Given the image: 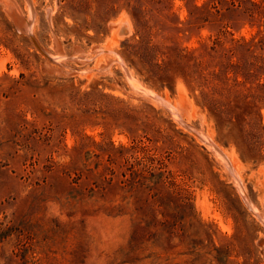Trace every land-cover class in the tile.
I'll list each match as a JSON object with an SVG mask.
<instances>
[{
  "label": "rangeland",
  "instance_id": "obj_1",
  "mask_svg": "<svg viewBox=\"0 0 264 264\" xmlns=\"http://www.w3.org/2000/svg\"><path fill=\"white\" fill-rule=\"evenodd\" d=\"M256 211L264 0H0V264H264Z\"/></svg>",
  "mask_w": 264,
  "mask_h": 264
},
{
  "label": "trees",
  "instance_id": "obj_2",
  "mask_svg": "<svg viewBox=\"0 0 264 264\" xmlns=\"http://www.w3.org/2000/svg\"><path fill=\"white\" fill-rule=\"evenodd\" d=\"M219 3H221V2H219ZM218 42L219 41L215 42V44H213V46L210 47V51H209V54L210 55L209 56L211 57V61L213 60L212 61V65H213V63L215 62V60H216V58L218 56V49H217ZM224 63L225 64H221V62H215L214 63L213 66L214 67H219V70H217V71L214 70L213 72L208 73V75L210 76V78L206 79L207 80V83L204 85L205 86L204 89L208 88L209 91L208 92H203V97L205 98V100L208 103H210L213 112L216 111V105H217L216 104V101L214 100V96H213V94L216 93V89L213 86L214 80L216 78L221 77L222 75H227V73L229 71H231V70L232 71H235L237 74L241 73V71H242V68H241L240 65L232 64L230 62H225V61H224ZM236 83H237L236 85L240 84L238 81ZM247 97H249V96H247V95L242 96V94H238V95H236V99H238L236 101L237 102H240V103H245L242 100L243 99H246ZM237 108L240 109L241 107L240 106H237ZM243 109H244V111H245V109L247 110L248 109V105H244L243 106ZM253 129L255 131H254V133H251L252 135H256L257 132L263 130V128L262 127H259V125L258 126H253Z\"/></svg>",
  "mask_w": 264,
  "mask_h": 264
},
{
  "label": "bare ground",
  "instance_id": "obj_3",
  "mask_svg": "<svg viewBox=\"0 0 264 264\" xmlns=\"http://www.w3.org/2000/svg\"><path fill=\"white\" fill-rule=\"evenodd\" d=\"M24 23H25V21H24ZM30 25L31 24H28L27 23V20H26V23L24 24V28L29 32V31H31V27H30ZM24 29V30H25ZM25 30V31H26ZM46 51V50H45ZM100 52L102 53L103 52V50L101 51L100 50ZM148 91V90H147ZM148 95V94H147ZM156 95H158V94H156ZM155 97V96H154ZM158 98V97H157ZM159 99V98H158ZM161 101L163 100V99H160ZM162 102H164V101H162ZM165 102H166V105H168V106H171L172 107V109H175L176 110V112L178 113V106H177V104H174V105H172L170 102H169V100L167 99V100H165ZM164 102V103H165ZM176 106V107H175ZM174 110V111H175ZM179 114V113H178ZM177 114V115H178ZM182 122H184V121H182ZM184 124V123H183ZM187 125V124H186ZM197 137V136H196ZM201 137H203V136H201ZM201 139V138H200ZM207 140V139H206ZM208 141V140H207ZM210 142V141H209ZM231 156H232V154H231ZM222 157V156H221ZM224 157V158H223ZM223 157H222V159H223V164L224 165H226V168L228 169V171L231 173V176L234 178V180L236 181L235 183H237V185L239 186V189L241 190V191H243L242 190V186H241V182H240V179L238 178V172L239 171H237L238 170V168H239V166H238V164H235L234 162H233V164L232 163H230L229 162V160H227V158H226V156L223 154ZM231 158V157H230ZM233 158V157H232ZM231 158V159H232ZM219 159H220V157H219ZM222 159H220L221 161H222ZM240 176V175H239ZM244 187V186H243ZM247 203H248V201H246ZM250 207H251V205H250ZM254 214L257 216V218L258 219H260L261 221H263V223H264V218L260 215V213L258 212V211H256V213L254 212Z\"/></svg>",
  "mask_w": 264,
  "mask_h": 264
},
{
  "label": "water",
  "instance_id": "obj_4",
  "mask_svg": "<svg viewBox=\"0 0 264 264\" xmlns=\"http://www.w3.org/2000/svg\"><path fill=\"white\" fill-rule=\"evenodd\" d=\"M27 23L30 24V21H28ZM121 30H122V31H125V30H126V26H125V24L121 26ZM31 37H32V36H31ZM32 40L34 41V43L36 44V46H37L42 52H44V51L41 49V47L38 45V43L36 42V40H35L33 37H32ZM44 54H45L46 56H48L47 53L44 52ZM159 99H161V98H159ZM192 131H193L197 136L200 137V133H199V132H197V131H195V130H192ZM210 143H211V142H210ZM211 144L213 145V148L215 149V151L218 152L219 154H221V155L223 156V153L221 152V150H219L218 147H217L215 144H213V143H211ZM262 222H263V221H262Z\"/></svg>",
  "mask_w": 264,
  "mask_h": 264
}]
</instances>
